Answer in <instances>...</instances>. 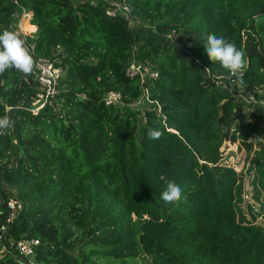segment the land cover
I'll use <instances>...</instances> for the list:
<instances>
[{
    "label": "trees",
    "instance_id": "1",
    "mask_svg": "<svg viewBox=\"0 0 264 264\" xmlns=\"http://www.w3.org/2000/svg\"><path fill=\"white\" fill-rule=\"evenodd\" d=\"M73 1L0 0V32L31 12L35 57L65 69L36 113L34 72L0 75V116L14 121L0 136V226L8 200L22 205L0 264H19L29 238L37 264H264V0ZM208 34L235 42L247 68L211 61ZM132 61L157 77L128 76ZM168 181L186 199L163 202Z\"/></svg>",
    "mask_w": 264,
    "mask_h": 264
},
{
    "label": "built area",
    "instance_id": "2",
    "mask_svg": "<svg viewBox=\"0 0 264 264\" xmlns=\"http://www.w3.org/2000/svg\"><path fill=\"white\" fill-rule=\"evenodd\" d=\"M28 13L29 12L25 11L23 8L21 13H16L14 15L15 16L14 19L9 24V29L11 31H15L20 38L26 41V45L30 47L31 52L37 61L38 66L36 67L34 74L38 81L41 91L38 92L37 99L34 101V103L40 100L43 101L42 105L39 108H37V110H35L37 112L49 101V98H51L57 92V83L59 79L62 77L65 69L63 66H61L60 60L56 56L51 59L35 57L34 44L30 43L27 40L26 38L27 35L22 30L23 17L26 16ZM105 13L109 16L122 14V16H124L127 19H129L130 17V11L128 7L119 2H109V4L105 6ZM126 73L128 76H135L138 74L140 75L142 80L147 78L155 79L157 77L156 71H152L146 65L141 63H136L134 61H132L130 65L127 67ZM233 81L234 80H231V82ZM218 84L221 83L219 82ZM222 85L228 87L226 84H222ZM246 101L247 103H251L255 101V98L254 96L249 95ZM104 102L106 105L119 104L121 102V96L118 92L110 91L105 94ZM140 102L141 100L134 103V105L136 106ZM259 102L263 104L264 99H260ZM31 110L34 113L33 109ZM7 207L9 213L6 219V223L0 226V237L6 231L7 224L16 218L18 212L22 208V205L16 199L12 198L8 200ZM38 244H39V240L35 238L22 239L16 243L15 248L19 257V261H20L19 264H37L34 258L35 255L34 251H35V247ZM6 250H8V248L5 245H2L1 251H6Z\"/></svg>",
    "mask_w": 264,
    "mask_h": 264
},
{
    "label": "clouds",
    "instance_id": "3",
    "mask_svg": "<svg viewBox=\"0 0 264 264\" xmlns=\"http://www.w3.org/2000/svg\"><path fill=\"white\" fill-rule=\"evenodd\" d=\"M205 52L213 62H218L229 76L242 73L248 66L243 49L236 46L235 42L215 34H208L204 43ZM38 66L31 49L26 41L20 38L15 31L4 29L0 32V75L9 69H15L23 74H32ZM243 84V80L240 81ZM14 126V121L8 116H0V136ZM149 139H159L162 133L150 129L147 133ZM163 179V177H162ZM165 203H176L186 199L183 189L175 181H168L166 189L161 194Z\"/></svg>",
    "mask_w": 264,
    "mask_h": 264
},
{
    "label": "rangeland",
    "instance_id": "4",
    "mask_svg": "<svg viewBox=\"0 0 264 264\" xmlns=\"http://www.w3.org/2000/svg\"><path fill=\"white\" fill-rule=\"evenodd\" d=\"M77 0H74L73 2L75 3ZM31 16H32V14L29 12L26 16H24L23 17V28H22V30L24 31V33L27 35V36H29V35H32V33L34 32V30H35V26H30V25H32L31 24ZM25 20H27V22H25ZM139 22V20L138 19H136V21L134 22V24L136 23V22ZM133 25V24H132ZM27 27H29V28H31L30 30H27L26 28ZM40 101H42V100H40ZM144 106H145V103H144V100L142 99L141 100V102L138 104V107L137 108H139V109H143L144 108ZM34 111V113L36 112L35 110H33ZM239 112H240V114H239V116L243 119V120H250V121H252V122H254V120H255V118H254V116H252L251 115V113H249L250 112V110H248V108H240L239 109ZM226 150H233V151H236V144H232V145H229V146H227L226 147ZM227 152V151H226ZM239 157H241V154H238L237 153V155H233V156H230L229 157V161L230 162H235L237 159H239ZM238 168V167H237ZM249 196H248V194H246L245 195V200H249V198H248ZM138 264H144V262L142 261V260H138Z\"/></svg>",
    "mask_w": 264,
    "mask_h": 264
},
{
    "label": "water",
    "instance_id": "5",
    "mask_svg": "<svg viewBox=\"0 0 264 264\" xmlns=\"http://www.w3.org/2000/svg\"><path fill=\"white\" fill-rule=\"evenodd\" d=\"M18 263H20V261Z\"/></svg>",
    "mask_w": 264,
    "mask_h": 264
}]
</instances>
